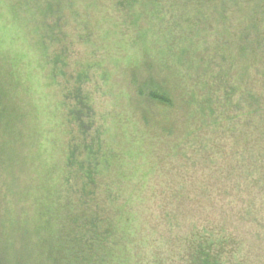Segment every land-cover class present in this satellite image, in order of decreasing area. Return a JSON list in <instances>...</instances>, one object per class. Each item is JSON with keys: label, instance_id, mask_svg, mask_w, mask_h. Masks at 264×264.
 Listing matches in <instances>:
<instances>
[{"label": "rangeland", "instance_id": "obj_1", "mask_svg": "<svg viewBox=\"0 0 264 264\" xmlns=\"http://www.w3.org/2000/svg\"><path fill=\"white\" fill-rule=\"evenodd\" d=\"M258 5L0 0V264H206L207 250L210 264H264ZM100 162L119 198L83 218L117 240L84 244L65 213L47 236L48 196L79 200L69 190Z\"/></svg>", "mask_w": 264, "mask_h": 264}, {"label": "trees", "instance_id": "obj_2", "mask_svg": "<svg viewBox=\"0 0 264 264\" xmlns=\"http://www.w3.org/2000/svg\"><path fill=\"white\" fill-rule=\"evenodd\" d=\"M154 1H156V0H154ZM256 1L260 5L259 8L264 10V0H256ZM223 3L225 4V0H223ZM260 24H261V32H263V33L258 32V37H259L258 40H259V42H263L264 43V28H263L264 27V21H263V27H262V21H260ZM253 29H256L254 27V25H253ZM163 34H164V36L166 34V32L164 30H163ZM162 38H163V40H166V39L168 40L167 37H162ZM167 40L164 43H166ZM253 43L255 44L256 42H252L251 44H253ZM257 43H258V41H257ZM55 62L57 63L58 59L55 60ZM148 82H150V80H148ZM151 84H153V83H151ZM148 97H149V99H152V100H154L155 102H157V103H159L161 105H164V106H170L171 105L170 99L167 98L166 95L163 94V93H159L157 91H150ZM262 108L263 107L261 105V107L258 109V111H264V109L262 110ZM97 139L100 142V143H97V145L100 146L102 143H101L99 138H97ZM93 142L90 141L88 143H85L86 145H84L82 147L84 149L85 154H86L87 157H89V154L92 153L90 147L92 146L91 144ZM78 148L74 147L73 149L70 150V156H69V159H68L70 162L74 160V157H76L74 152H75L76 149L78 150ZM80 149H81V147H80ZM106 153H109L108 158L111 157V153L112 152H106ZM260 154L262 156L263 153L260 151ZM259 159L261 160L262 157H260ZM103 162L105 163V161H103ZM103 162H100L98 164L96 163L97 164L96 166H91V165L88 164L87 165V169L85 168V164L78 165V167H77L78 170L86 169L84 177H82L83 181H84L82 183L83 186H82L81 190H79V189H71V190H69V192L71 193V195H74V194L76 195L77 194V198L80 197L79 200L73 201L71 196L69 198H67L68 195H66V192L62 193L61 195L56 194V196H55V194H52L51 197L48 196V198H50L51 201L54 200L53 199V197H54L55 200H56V203L52 204V205L55 204V208H54V212L51 210V212H52L51 215H50V213H48V215L43 214L45 216L46 223H51V221H52V223H51L52 224V226H51L52 230L51 231H47V236L51 237L52 234H53V232H52L53 229H54L53 221L56 220L57 218H59V216H63L64 213H65L67 215L65 221L68 223L67 224L68 230L70 231V229H71V233H72L75 230L81 229L80 230L81 232L78 233V235L81 238L85 239L84 244L87 243V242H90V244H92V243L97 244V243H100V242L106 243L108 241L117 240V238L115 237V233H114V227L110 223L107 224L106 226H102V223L105 222V219L100 220V218L98 216H96L95 213H94V216L86 215L87 217L83 218L84 214H86L85 210L91 211V208H89V206L96 200V198H104L107 201H116L117 198H119L117 195L116 196L114 195V197L111 198L110 195L106 191V190H108L109 184L101 182L100 178H97L98 181L95 179V176L98 175V172L100 171V169L102 167H104V163ZM259 163H261V161H259ZM100 165H102L101 168H100ZM67 166L69 168V167H71V164L68 163ZM243 171H245V169H243ZM90 172H92V173L89 174ZM240 185L241 184H239V187H240ZM90 188H93L94 190L95 189L96 190L94 192H91V191L89 192ZM99 189H103V193L107 194V196L106 195L104 196V195L98 193L97 190H99ZM87 192H89V193H87ZM92 196H93L94 200L90 199ZM64 197L67 198V200H66L67 201V205H64L63 208H62L60 205H58V203L60 201L62 202V199L65 200ZM96 206H97V209H98V204H96ZM65 207L73 208L72 212H70V211L65 212L64 211ZM74 209H77V212H74ZM98 212H99V209H98ZM100 228H104V229L101 231ZM82 230H85L86 232H82ZM69 236H71V235H69ZM113 243H114V241L112 242V245H113ZM59 247H62V246L61 245H56L55 248H59ZM195 254H197V253H195ZM211 255H212L211 251L207 250L206 253L204 254V252H203V255L201 257H199V258L202 259L203 261H205L206 264H210V263H207V262L210 261Z\"/></svg>", "mask_w": 264, "mask_h": 264}]
</instances>
